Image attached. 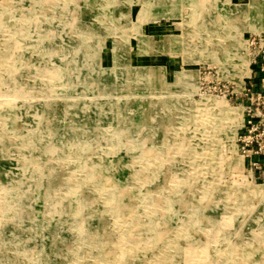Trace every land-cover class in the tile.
Masks as SVG:
<instances>
[{
  "label": "rangeland",
  "instance_id": "1",
  "mask_svg": "<svg viewBox=\"0 0 264 264\" xmlns=\"http://www.w3.org/2000/svg\"><path fill=\"white\" fill-rule=\"evenodd\" d=\"M19 1L0 0L3 16L18 17L0 23V161L18 167L44 158L46 126L33 123L31 109L43 103L63 110L61 126L50 110L45 120L51 145L63 152L46 168L56 184L45 173L21 176L17 190L18 168L0 172V264H264V182L245 176L236 145L252 68L246 39L264 32L237 20L251 1L24 0L22 8ZM44 14L55 17L51 30L66 46H53L55 54L48 43L40 56L24 40L30 55L14 83L25 89L15 94L2 78L11 60L3 43ZM57 51L71 53L66 71ZM206 75L232 96L212 84L200 90ZM8 103L24 105L26 124L15 135ZM219 106L234 118L224 120ZM36 183L39 193L19 192ZM78 186L79 199L65 200Z\"/></svg>",
  "mask_w": 264,
  "mask_h": 264
},
{
  "label": "bare ground",
  "instance_id": "2",
  "mask_svg": "<svg viewBox=\"0 0 264 264\" xmlns=\"http://www.w3.org/2000/svg\"><path fill=\"white\" fill-rule=\"evenodd\" d=\"M24 0H20L19 2H18V7L19 8H22V6H24V2H23ZM28 2H30L31 3V0H27ZM39 2H40V0H38ZM37 0L36 1H34V3L35 4H38L39 2H38ZM251 2L249 3V5H242V7H241V9H240V13L237 15V20L238 21H240L241 22V20H247L248 22H246L247 23V28L249 29V30H253V31H256V32H260V30H264V4H261L262 2L264 3V0H250ZM64 2V1H63ZM171 2V1H170ZM258 2H261V3H258ZM226 5V4H225ZM219 6V5H218ZM7 6L4 4V2H3V4L0 6V8H1V12H3V11H7L6 8ZM198 8V7H197ZM199 9V11H198V13H196V11L194 12V13H196V17L197 18H201L204 14H203V11H202V9H200V8H198ZM215 9V8H214ZM218 9V8H217ZM223 10V9H222ZM52 11V10H51ZM0 12V23L1 24H3L4 22L6 23V25H7V23L8 24H11V22H12V20H14L15 19V15L13 14L12 16H10V15H8L9 13H7L6 12V14L3 16L2 15V13ZM220 12V11H219ZM215 13V12H214ZM4 14V13H3ZM219 14V13H218ZM69 15V14H68ZM188 15V14H187ZM212 15V14H211ZM210 15V16H211ZM10 16V17H9ZM43 16V15H42ZM190 16V15H189ZM214 16V15H213ZM219 17V16H218ZM255 18V19H252V20H250V18ZM16 18H18V17H16ZM68 18V17H67ZM213 18V17H212ZM30 19V18H29ZM55 19V17L53 16V15H51V17L49 16V15H45L44 14V16L42 17V22L38 25V23L40 22V21H38V22H34L33 23V25H31L30 27H28V28H26V29H24V30H22V32H18V31H15V33L13 32V33H11L10 34V36H11V38L12 39H14L15 40V43H9L10 41H12L11 39L10 40H6V41H8V43H5V41H4V43H3V47L5 48V49H7V47H8V49L10 50V54H11V57H10V62L8 63V67L3 71V73H2V78H7L8 79V77L10 78L9 79V82H11V84H12V86H11V91L12 92H14L15 94H18V93H24V87H21V86H19V85H17V83L15 84L14 82H15V71H23V67H24V65H25V63L27 62V59L29 58L28 56L30 55V54H27V52L26 51H24L25 49L22 47V42L25 40L26 42H30V41H33V42H35L36 44H35V46L34 47H32L33 48V50H32V53H37V54H39L40 56H41V51L43 52V53H45V47H47L46 45L48 44V43H52V46L51 47H53V46H55L57 49H58V47H59V50H61L62 49V47H63V45H65L66 46V42H65V40H67V37L66 36H61V37H59L60 35H58V36H56L55 35V30H51L52 28H51V25H52V22H53V20ZM217 19V18H216ZM192 20V19H191ZM250 20V21H249ZM211 21V20H210ZM199 22V21H198ZM62 23H63V21H62ZM61 24V23H60ZM190 24V23H189ZM57 25H58V23H57ZM31 35H33L32 37H31ZM57 37H58V39H57ZM164 39V38H163ZM213 39V38H212ZM208 40V39H207ZM237 40V39H236ZM58 41H59V45H57L58 44ZM153 42V41H152ZM211 42V41H210ZM154 44V43H153ZM216 44V43H215ZM152 45V44H151ZM70 46V45H69ZM154 47V46H153ZM238 47L239 48H241V50H242V52H241V54H240V56H239V60H240V62L241 63H243L242 64V66H246V53H247V50H246V48H244V46H243V44L241 45V42L239 43V45H238ZM69 49H70V47H69ZM58 50V51H59ZM58 51H57V56H59V57H61L62 58V62H63V64H64V67H63V69H64V71H66L71 65H72V63L74 62V60L72 59V57H71V53H70V51L66 54L64 51H61L60 53H62V54H60L59 55V53H58ZM144 51H145V49H144ZM156 51V50H155ZM158 51V50H157ZM238 51V50H237ZM240 51V50H239ZM52 53H55V48L53 47V51H52ZM210 53V54H209ZM211 53L212 52H210V51H208V54H206V56H204V60L206 61H208V63H210V61H212L213 60V54L211 55ZM56 54V53H55ZM237 55H239V54H237ZM44 56V55H43ZM209 56H210V58H209ZM205 57H207V58H209V59H207V58H205ZM237 57V56H236ZM57 59V58H56ZM212 59V60H211ZM52 63V62H51ZM211 64V63H210ZM35 65V64H34ZM3 66V65H2ZM3 67H5V65L3 66ZM33 69L35 70L36 68L35 67H33ZM157 72V71H156ZM151 73V72H150ZM248 73V72H247ZM224 74V73H223ZM53 75L55 76V73H53ZM154 75H157V74H155L154 73ZM53 76V77H54ZM149 76V75H148ZM150 77H153V73L151 74V76ZM8 82V83H9ZM25 86V85H24ZM10 87V86H9ZM9 95H13L12 93L11 94H9ZM10 96V97H11ZM11 99V98H10ZM211 99V98H210ZM209 100V97L207 96V98L204 100V101H208ZM5 102V101H4ZM4 102L3 103H1L0 105H1V107H2V109L3 108H5L4 106H5V104H4ZM7 102V101H6ZM56 104V103H55ZM54 103L53 104H51V103H43V104H41L40 106L39 105H34V106H32L31 107V109H33V111H32V114L33 115H35V117L36 118H34L33 116H32V121H33V123L34 124H38V123H42V124H44V126H46V149H45V151H44V153H43V157L44 158H42V159H37V160H30V161H25V162H23L22 164L23 165H21V166H16V165H14V166H12V164H10L11 162L8 160V162L7 161H0V172L1 171H6L7 172V174L10 172V173H12V175H13V173L15 172V169L17 170V168H18V179H16L15 181H16V189H17V185H18V183H21L19 180H21V178L22 177H30V176H42L44 173L45 174H49V175H51V176H54V178L52 179V184H56V183H58V181H57V179H56V177H55V173H56V171L54 172V175H52V174H50L49 173V171L46 169V168H48L49 170H50V168L48 167V165H49V163H48V159H50V158H55V160L56 161H58V160H60V158L61 157H59L60 156V153L61 152H63V151H56V148H55V146L52 144L51 145V143H53L54 142V140H52V138H51V136L49 135V133L51 132V130H49L48 131V129H49V125L47 124V123H45L46 121L45 120H47V116L49 117V115H48V113H49V110L51 111L50 112V114H52L53 115V119H52V121H57L58 122V124L56 125V126H61L62 125V112H63V110H62V108H59V107H57V105H55ZM59 104V103H58ZM69 104V103H68ZM214 104V103H213ZM10 106H11V104H7L6 105V107L7 108H9V110L7 109V111H8V114H9V119H8V121H10V125H11V127H13L12 128V134L13 135H15L14 134V131L13 130H15L16 131V126H20V125H25L26 124V122L23 120V119H20L19 118V115H21L22 116V112H21V109H19V108H21L22 106H24V105H13L11 108H10ZM43 106V107H42ZM66 107V106H65ZM71 107V106H70ZM219 109H221L220 110V112H221V115L223 114V116H224V120H228V121H230V120H232L233 118H234V116H235V114H234V110L233 109H230L229 110V108H227L226 106H225V108L224 107H220L219 106ZM235 109V108H234ZM236 110V109H235ZM59 114V116H57ZM57 117H56V116ZM72 115V114H71ZM37 120V121H36ZM49 121V120H48ZM67 125V124H66ZM37 127V126H36ZM38 127H40V126H38ZM6 128H9L8 126L6 127ZM31 128V127H30ZM66 128V127H65ZM68 128V127H67ZM26 130V129H25ZM24 130V131H25ZM34 130H36V128L34 129ZM8 132H9V130H7ZM5 132V131H4ZM7 133V132H6ZM3 135V134H2ZM25 135V134H24ZM66 135V134H65ZM68 136H70L71 134H67ZM72 136V135H71ZM26 137V136H25ZM50 138V139H49ZM41 139V138H40ZM28 140V139H27ZM35 140V139H34ZM56 141V140H55ZM34 142V141H33ZM42 142H43V140H42ZM25 143V142H24ZM56 143V142H55ZM62 144V143H61ZM2 145H3V143H2ZM21 147V146H20ZM66 148V150L68 149V147H65ZM37 152V151H36ZM28 153V152H27ZM32 154V153H31ZM52 154V156H50ZM53 155H55V156H53ZM63 157V156H62ZM20 158V157H19ZM24 158V157H23ZM24 160H25V158H24ZM98 163L99 162H96V161H93L92 163H91V165H89V167H88V173L90 174V170H91V167H95L96 165H98ZM100 166L99 167H101V168H99L97 171H100V172H96V173H98V174H95V173H91V176H92V178H95L96 176H99V174L102 172V170H103V165L102 164H99ZM21 167V169L19 170V168ZM13 168V169H12ZM55 170V169H54ZM87 170V169H86ZM48 171V172H47ZM20 172H21V174H20ZM86 174V173H85ZM22 176V177H21ZM11 178V177H10ZM17 178V177H16ZM86 179V178H85ZM96 179V178H95ZM41 180V179H40ZM103 180V179H102ZM38 181V180H37ZM39 182V181H38ZM104 182H106V181H104L103 180V182H101L102 184H103V187H102V189L103 188H109V189H111L110 187H112V185L111 184H109L108 182L107 183H104ZM11 184V183H10ZM14 184V183H13ZM36 187H34V188H29L28 186H25L24 185V187L22 188V190H20L19 192H21L22 194H27V192H40V190H41V187L39 186V184L38 183H36ZM77 186V185H76ZM9 187V186H8ZM21 187V186H20ZM70 187V186H69ZM86 187V186H85ZM95 187V186H94ZM11 188V187H10ZM260 188V187H259ZM10 190V189H9ZM18 190V189H17ZM16 191V190H15ZM102 192V191H101ZM122 192V191H121ZM81 193H82V191H81V186H78V187H76L74 190H72V192H70L68 195H65L64 196V199L65 200H69V198L70 197H74V196H77V198L79 197V195H81ZM108 194H110V193H108ZM33 195V194H32ZM97 195V194H96ZM101 195V194H100ZM41 197V196H40ZM96 197V196H95ZM30 198H32V197H30ZM76 198V199H77ZM79 199V198H78ZM93 199V198H92ZM24 201V200H23ZM87 201V200H86ZM118 203H119V201H118V198H116V200L114 199L111 203H109L108 202V204L105 206L106 208H108V210L109 209H114L115 208V206L117 205L118 206ZM31 205V204H30ZM58 206V211L60 212L61 211V209L63 208V206L60 204H57ZM69 206V205H68ZM72 206V205H71ZM31 207V206H30ZM32 208H34V207H32ZM78 209V208H77ZM84 210H86L85 208H84V206H79V210H78V212L79 213H82V211H84ZM117 210V209H116ZM89 211V210H88ZM38 216V215H37ZM20 225V224H19ZM25 225V224H24ZM24 250V253H25V249H23Z\"/></svg>",
  "mask_w": 264,
  "mask_h": 264
},
{
  "label": "built area",
  "instance_id": "3",
  "mask_svg": "<svg viewBox=\"0 0 264 264\" xmlns=\"http://www.w3.org/2000/svg\"><path fill=\"white\" fill-rule=\"evenodd\" d=\"M249 48V66H251L245 87L247 97L243 101L242 131L237 140V153L242 158L243 172L253 182H264V33L250 34L246 39ZM200 90L206 84H212L215 90L222 92L224 99L230 98L233 91L221 84L223 81L212 75L203 77ZM228 98V99H229Z\"/></svg>",
  "mask_w": 264,
  "mask_h": 264
},
{
  "label": "crops",
  "instance_id": "4",
  "mask_svg": "<svg viewBox=\"0 0 264 264\" xmlns=\"http://www.w3.org/2000/svg\"><path fill=\"white\" fill-rule=\"evenodd\" d=\"M260 33H264V32H260ZM260 33H259V34H260ZM250 34H256V33H252V32H251ZM152 35H153V34H152Z\"/></svg>",
  "mask_w": 264,
  "mask_h": 264
}]
</instances>
